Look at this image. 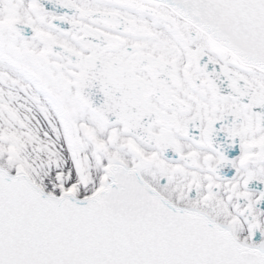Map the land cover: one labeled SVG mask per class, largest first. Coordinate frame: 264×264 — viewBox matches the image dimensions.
<instances>
[{"label": "snow or ice", "instance_id": "6c2138e0", "mask_svg": "<svg viewBox=\"0 0 264 264\" xmlns=\"http://www.w3.org/2000/svg\"><path fill=\"white\" fill-rule=\"evenodd\" d=\"M0 264H264V0H0Z\"/></svg>", "mask_w": 264, "mask_h": 264}]
</instances>
